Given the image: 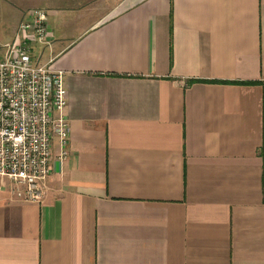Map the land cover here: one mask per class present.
<instances>
[{"label": "crops", "instance_id": "1", "mask_svg": "<svg viewBox=\"0 0 264 264\" xmlns=\"http://www.w3.org/2000/svg\"><path fill=\"white\" fill-rule=\"evenodd\" d=\"M37 2L69 154L0 190V264H264V0Z\"/></svg>", "mask_w": 264, "mask_h": 264}, {"label": "built area", "instance_id": "2", "mask_svg": "<svg viewBox=\"0 0 264 264\" xmlns=\"http://www.w3.org/2000/svg\"><path fill=\"white\" fill-rule=\"evenodd\" d=\"M45 7L30 8L0 54V190L42 200L51 173L54 140L61 159L69 154L70 119L64 71L36 61L35 43H50Z\"/></svg>", "mask_w": 264, "mask_h": 264}, {"label": "rangeland", "instance_id": "3", "mask_svg": "<svg viewBox=\"0 0 264 264\" xmlns=\"http://www.w3.org/2000/svg\"><path fill=\"white\" fill-rule=\"evenodd\" d=\"M31 1L32 0H0V54L4 49V43L14 37L18 23L25 11L29 7H32ZM41 2H47V0H41ZM29 4L31 5L26 7ZM37 5L42 6L40 2L34 4V6ZM47 55V46L41 43L34 46V57L36 61H41L40 63H42Z\"/></svg>", "mask_w": 264, "mask_h": 264}, {"label": "trees", "instance_id": "4", "mask_svg": "<svg viewBox=\"0 0 264 264\" xmlns=\"http://www.w3.org/2000/svg\"><path fill=\"white\" fill-rule=\"evenodd\" d=\"M213 81H220V80H214L212 79ZM223 81H226V82H243V83H253V82H258V80H245V81H239V80H223ZM262 153L264 154V144L262 146Z\"/></svg>", "mask_w": 264, "mask_h": 264}]
</instances>
